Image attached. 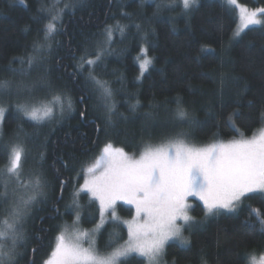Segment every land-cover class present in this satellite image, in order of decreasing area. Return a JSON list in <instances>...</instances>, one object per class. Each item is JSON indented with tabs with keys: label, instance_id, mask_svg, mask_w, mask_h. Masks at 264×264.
Segmentation results:
<instances>
[{
	"label": "trees",
	"instance_id": "obj_1",
	"mask_svg": "<svg viewBox=\"0 0 264 264\" xmlns=\"http://www.w3.org/2000/svg\"><path fill=\"white\" fill-rule=\"evenodd\" d=\"M161 3L0 0V80L40 86L32 101L55 94L72 101L59 117L37 124L16 112L17 104L0 93V106L7 109L0 170L7 165L8 147L24 141L32 158L24 170L28 180L32 173L46 181L43 198L25 221L26 239L18 249L23 252L18 264H44L60 225L72 220L73 193L82 184V168L105 144L134 155L146 143H162L181 132L190 133L189 142L204 146L240 139L241 134L250 138L264 125V24L235 38L237 12L224 0H197L187 14L179 0L175 7L162 5L158 11L156 5ZM238 3L250 10L264 8V0ZM60 9L65 10L62 19L54 21L57 30L45 41L44 26ZM109 25L114 29L110 46L104 43ZM117 25L124 26L123 34ZM34 42L44 44V50L33 52ZM141 47L152 58L142 76ZM101 49L104 54L94 74L113 90L111 124L99 90L88 79L92 69L79 68L82 56L94 57ZM29 55L39 60L32 69L34 76L8 70L20 67L16 58ZM178 99L188 112L187 121L175 118ZM233 113L238 114L233 116L234 128L228 119ZM80 198L86 215L95 222L97 207L85 196ZM189 204L196 221L185 232L188 245L168 244L165 264H248L249 254L264 251V226L249 216L250 208L264 212V194L243 198L236 211L208 216L201 203L190 198ZM8 205L0 200V220ZM117 211L123 218L132 217L130 208L119 205ZM112 239L115 245L122 243L125 228L107 224L98 234L99 250L113 245ZM126 264H145V260L133 256Z\"/></svg>",
	"mask_w": 264,
	"mask_h": 264
},
{
	"label": "snow or ice",
	"instance_id": "obj_2",
	"mask_svg": "<svg viewBox=\"0 0 264 264\" xmlns=\"http://www.w3.org/2000/svg\"><path fill=\"white\" fill-rule=\"evenodd\" d=\"M20 2L23 3V0ZM145 2L147 0H141L142 4ZM181 3L187 14L197 0H181ZM227 3L235 6L239 12V26L233 33L234 37H239L250 26L264 24V19H261L264 8L250 10L238 4V0H227ZM162 5L175 7L176 0H162L161 4L156 5L158 11ZM75 6L71 5L73 9ZM68 7L70 5L66 4L65 9ZM65 9H60L45 24V41L55 34L57 29L54 21L62 19ZM117 27L123 34L124 26ZM136 27L139 28V25ZM113 31V26L110 25L104 29V43L109 46L113 42ZM44 48V44L34 42L33 52H42ZM140 53L143 56L139 61L142 76L151 65L152 58L147 55L144 47L140 48ZM103 54L104 49H101L94 57L82 56L79 68L83 70L87 65L92 69L88 79L99 90L100 100L111 124L115 110L113 90L106 81L94 74L95 66L99 64ZM16 59L20 67L8 70L21 76L28 75L37 63L34 55ZM221 82L223 83V76ZM14 87L18 92L30 93L36 85H26L23 81L14 85L10 79L0 80V93H11ZM65 105L69 109L72 107L71 98L55 94L48 101L17 104L16 110L27 120L39 124L51 118L57 110L63 113ZM6 111L5 107L0 106V122ZM236 115L238 114L233 113L229 116L230 123H233V116ZM175 118L179 121L189 120L188 112L179 99ZM190 123L196 121L192 120ZM189 141L190 133L181 132L159 144L146 143L138 157L129 155L123 148L114 147L112 143L105 144L95 162L82 168L84 183L80 187V191L90 193L98 202L100 223L91 231L80 230L78 224L81 206L74 200L77 212L71 230L70 226H64L44 264H126L133 254L144 258L147 264H161L169 240L187 243L183 236L184 227L194 220L189 215L188 197H198L208 216L217 214L220 210L236 211L238 204L248 194H264V125L250 138H244L241 134L240 139L228 142L217 140L206 146H198ZM7 157L6 168L0 170V174H6L3 182L5 191L0 193V200L8 199V182L11 179H15L19 187L30 189V194L27 195H19L13 190L14 199L8 205L4 218L0 220V264H18V258L23 255L18 249L26 239L23 222L31 206L37 202V197L43 195L46 181L41 175H35L30 180L22 178L25 160L22 143L10 145ZM118 201L134 208V215L130 220H120L116 212ZM109 213L113 222L127 227L128 239L110 252H102L97 247L95 237ZM249 216L255 217L264 226V212L260 209L250 208ZM6 240H10V244L5 243ZM247 259L248 264H264V253L259 256L249 254Z\"/></svg>",
	"mask_w": 264,
	"mask_h": 264
},
{
	"label": "rangeland",
	"instance_id": "obj_3",
	"mask_svg": "<svg viewBox=\"0 0 264 264\" xmlns=\"http://www.w3.org/2000/svg\"><path fill=\"white\" fill-rule=\"evenodd\" d=\"M180 1V5L182 4L181 3V0H179ZM226 3H227V0H224ZM228 4V3H227ZM239 4V3H238ZM229 5V4H228ZM195 5H193L192 6V8L194 7ZM232 8H234L235 10H236V12H237V17H238V26H239V12H238V9L235 7V6H233V5H230ZM183 7V6H182ZM261 19H264V16H262L261 17ZM238 26H237V28H236V30L238 29ZM257 26H260V25H257ZM251 27H256V26H250L249 28H251ZM248 28V29H249ZM235 30V31H236ZM247 29H245L242 33H241V35L246 31ZM240 35V36H241ZM239 36V37H240ZM239 37H235V38H239ZM143 58V56L142 57H140V59H142ZM140 59H139V61H140ZM38 59H37V64H38ZM32 73H34L33 71H31L29 74V77L28 78H30V77H32V76H34V75H31ZM33 84V82L32 81H30L29 82V84L28 85H32ZM36 85V84H35ZM39 88H40V86H38V85H36V87L33 89V91H31L30 93L29 92H27V91H15V90H13L11 93H3L4 95L6 94V97L7 98H9V99H11L12 100V102H13V104H21V103H26L27 101V103H29V104H31V103H38V102H40V101H48V100H50L51 99V97L53 96V95H50V97H44V99H39V101H37V100H34V101H32V98H34V96H36L37 94H39L40 93V90H39ZM52 94V93H51ZM14 107H16L15 105H14ZM65 109L67 110L68 108H66L65 107ZM15 111L17 112V110H16V108H15ZM66 112V111H65ZM60 114H61V112H59L58 110H57V112L55 111L54 112V114H53V116L51 117V118H49V119H46L45 121H43V122H46V121H49L50 119H55V118H57V117H59L60 116ZM33 122V121H32ZM43 122H41V123H43ZM35 123V122H34ZM2 127H3V121L2 122H0V144L2 143V140H3V142H4V144H5V141H4V135H3V129H2ZM226 142H228V141H226ZM20 143H22L23 144V146L25 145V143H24V141H20ZM212 143H214V142H212ZM212 143H210V144H212ZM3 144V145H4ZM153 144H159V143H153ZM145 145V144H144ZM144 145L142 146V147H144ZM209 145V144H208ZM204 146H206V145H204ZM104 147V146H103ZM102 147V148H103ZM114 147H116V146H114ZM140 148V151L138 152V153H136V154H134L135 156H139L140 155V153H141V151H142V149L143 148ZM9 148V147H8ZM101 148V149H102ZM117 148H119V147H117ZM24 149H25V160H24V164H23V170H22V178L23 179H25V180H28V177H27V175H26V173H25V168H28L29 167V165L31 166V163H32V158H31V156L29 155V153H26V147L24 146ZM101 149L97 152V154L95 155V157L93 158V159H91L88 163H87V165H86V167L87 166H89V165H91L92 163H94L95 162V159H96V157H98L99 155H100V153H101ZM129 155H132V154H129ZM6 168V167H5ZM4 168V169H5ZM34 174V173H33ZM6 175V174H5ZM5 175L3 174V175H1L0 176V188L2 189V191H5V188H4V179H5ZM29 175V177L32 179L35 175H32V173H29L28 174ZM84 183V174H83V181H82V184ZM82 184H80V186L77 188V189H75L74 190V193H73V196H74V200L76 201V202H78L79 203V205L81 206L80 207V209H79V212H80V221H79V224H78V227H79V229L80 230H87V231H91V230H93L95 227H96V225L97 224H99L100 223V214H99V204H98V202L97 201H95L93 198H92V196H91V194L90 193H87L86 191H80V187H81V185ZM13 190H16V192H17V194H19V195H27V194H30V189H23V188H21V187H19L18 185H17V183H16V181H15V179H11V180H9V182H8V189H7V191H8V199L7 200H5L8 204H10L11 202H12V200L14 199V196H13ZM79 192V195L77 196V193ZM253 194H258V193H252V194H248V196L249 195H253ZM81 195H83V196H85L87 199H88V201L90 202V203H93V204H95V206L97 207V211H98V216H97V219H96V221L95 222H93V220H90V218L86 215V213H85V209L83 208V204H82V202H81ZM44 196V195H43ZM43 196L42 195H40V196H38L37 197V202L36 203H34L32 206H31V208H30V210H29V212H28V215L26 216V218H25V220H24V222H23V225H22V227L24 228L25 227V225L24 224H26L25 223V221L27 222L28 221V219H29V217L32 215V213H33V209H34V207H35V205L39 202V200L41 199V198H43ZM194 198V200H196L197 202H199V203H201L202 204V206H203V202L202 201H200L199 200V198L198 197H196V196H190V197H188V200H187V203L189 204V199L190 198ZM74 202V201H73ZM119 205H122V206H124V207H127V208H130L131 210H133V213H132V216L134 215V208L131 206V205H128V204H125L123 201H118L117 202V205H116V212H117V215L120 217V220L121 221H123V220H130L131 218H123V217H121L120 215H119V213H118V211H117V208H118V206ZM190 205V204H189ZM204 207V206H203ZM71 213H72V220H70V221H64L61 225H60V227H59V230H58V232H57V234L55 235V237H54V240H53V246H54V244H55V240H56V237H57V235L63 230V228H64V226L65 225H68V226H70V230H71V226H72V223H73V221L75 220V218H76V212H77V209L74 207V204L72 203V205H71ZM7 209V208H6ZM190 210H191V206H190ZM190 210H189V215H191L190 214ZM221 211V210H220ZM225 211H227V210H225ZM5 213H6V211H5ZM28 218V219H27ZM195 221H196V219H194L193 220V222L192 223H190L189 225H186L185 227H184V231H183V236L186 238V230H188L190 227H192V225L195 223ZM87 222V223H86ZM109 223H114V224H116V225H120V226H122L123 228H125V230H126V239L122 242V243H120V244H123L127 239H128V234H127V227L125 226V225H122L121 223H119V222H113L112 220H111V215H110V213H109V215H108V218H107V220H106V222L103 224V226L100 228V230L96 233V237H95V239H96V244H97V239H98V234H99V232L107 225V224H109ZM117 234L116 233H114V235H112V236H116ZM115 239V238H114ZM114 239H112V241L110 240L109 242L110 243H112L113 245H110V246H107L106 247V250L104 251V252H110L113 248H115V247H117L118 245H120V244H116L115 245V241H114ZM180 243V244H182L179 240H176V239H172V240H169L168 242H167V244H166V246L168 245V244H170V243ZM5 243H7V244H10V240H6L5 241ZM188 245V239H187V243H184V245L183 246H187ZM53 246H52V248H53ZM85 246H87V244L85 243ZM166 246H165V248H166ZM97 247H98V245H97ZM49 256V255H48ZM48 256H47V258H48ZM133 256H136V257H139L138 255H136V254H133L131 257H133ZM164 256V255H163ZM46 258V259H47ZM140 259H143V260H145L144 258H142V257H139ZM45 259V260H46ZM128 259H130V257L128 258ZM145 264H147V261L145 260ZM161 264H165L164 263V260H163V257H162V259H161Z\"/></svg>",
	"mask_w": 264,
	"mask_h": 264
},
{
	"label": "flooded vegetation",
	"instance_id": "obj_4",
	"mask_svg": "<svg viewBox=\"0 0 264 264\" xmlns=\"http://www.w3.org/2000/svg\"><path fill=\"white\" fill-rule=\"evenodd\" d=\"M262 253H264V251H263ZM262 253H261V254H262ZM258 256H259V255H258Z\"/></svg>",
	"mask_w": 264,
	"mask_h": 264
}]
</instances>
